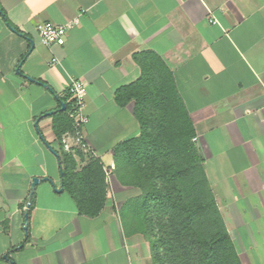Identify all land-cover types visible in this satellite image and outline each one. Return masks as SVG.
I'll return each instance as SVG.
<instances>
[{
    "label": "crops",
    "instance_id": "obj_1",
    "mask_svg": "<svg viewBox=\"0 0 264 264\" xmlns=\"http://www.w3.org/2000/svg\"><path fill=\"white\" fill-rule=\"evenodd\" d=\"M0 6L7 17L0 15V264L136 262L131 209L141 190L123 180L114 148L137 137L139 123L134 102L119 105L115 93L140 77L134 56L147 51L172 72L241 263L264 264V0ZM73 19L63 44L42 43L40 25ZM75 80L85 84L88 149L71 154L72 162L80 171L96 160L105 172L106 198L94 216L62 186L67 152L53 128L58 98ZM34 177L42 180L29 199Z\"/></svg>",
    "mask_w": 264,
    "mask_h": 264
},
{
    "label": "trees",
    "instance_id": "obj_2",
    "mask_svg": "<svg viewBox=\"0 0 264 264\" xmlns=\"http://www.w3.org/2000/svg\"><path fill=\"white\" fill-rule=\"evenodd\" d=\"M0 15L7 20L1 6ZM134 58L141 75L117 89L115 99L119 105L134 102L139 135L118 144L114 157L117 169L123 168V180L141 190L133 201V213L136 221L140 218L142 231L150 234L155 264H242L206 176L194 141L195 129L172 72L152 51ZM68 97L58 98L59 108L63 104L65 109L53 114L57 137L72 128ZM64 161L62 186L82 213L98 214L106 198L102 165L93 160L76 171L70 153H64Z\"/></svg>",
    "mask_w": 264,
    "mask_h": 264
},
{
    "label": "built area",
    "instance_id": "obj_3",
    "mask_svg": "<svg viewBox=\"0 0 264 264\" xmlns=\"http://www.w3.org/2000/svg\"><path fill=\"white\" fill-rule=\"evenodd\" d=\"M77 23V19L64 24L46 22L39 27L40 39L46 46L61 45L65 41L67 31ZM68 95V101L70 102L68 117L71 119L72 128L62 134L60 144L64 152L75 154L88 149L83 134V126L88 121L87 116L82 111L85 97V84L83 81H73L69 86Z\"/></svg>",
    "mask_w": 264,
    "mask_h": 264
},
{
    "label": "rangeland",
    "instance_id": "obj_4",
    "mask_svg": "<svg viewBox=\"0 0 264 264\" xmlns=\"http://www.w3.org/2000/svg\"><path fill=\"white\" fill-rule=\"evenodd\" d=\"M134 208L135 207L133 206V208L131 210L134 211L135 210ZM133 218H135V216H133ZM133 221L135 222L136 220H133ZM133 226L135 228H137L136 233L138 234V244L136 246L137 260L134 264H155L154 258H153L154 255H153V249H152V242L150 239V234L143 232L142 229L140 228L141 227L140 218H137V221L135 224H133Z\"/></svg>",
    "mask_w": 264,
    "mask_h": 264
},
{
    "label": "water",
    "instance_id": "obj_5",
    "mask_svg": "<svg viewBox=\"0 0 264 264\" xmlns=\"http://www.w3.org/2000/svg\"><path fill=\"white\" fill-rule=\"evenodd\" d=\"M65 109V106L62 104L61 107H60V110H64ZM54 111H49L47 113H45V115H51ZM42 179L41 178H38V177H34L32 179V183H31V189H30V193H29V199L32 198L33 196V193H34V188L35 186L41 181ZM27 207H29V203L27 204ZM27 217H28V213L26 212L25 213V223H27ZM26 229V227H25Z\"/></svg>",
    "mask_w": 264,
    "mask_h": 264
}]
</instances>
